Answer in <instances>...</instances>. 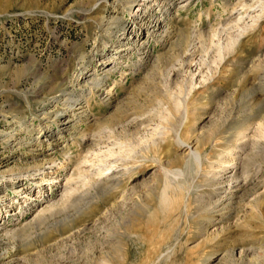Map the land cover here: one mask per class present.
I'll return each mask as SVG.
<instances>
[{
	"label": "rangeland",
	"instance_id": "rangeland-1",
	"mask_svg": "<svg viewBox=\"0 0 264 264\" xmlns=\"http://www.w3.org/2000/svg\"><path fill=\"white\" fill-rule=\"evenodd\" d=\"M46 158L0 264H264V0H0V170Z\"/></svg>",
	"mask_w": 264,
	"mask_h": 264
},
{
	"label": "bare ground",
	"instance_id": "bare-ground-1",
	"mask_svg": "<svg viewBox=\"0 0 264 264\" xmlns=\"http://www.w3.org/2000/svg\"><path fill=\"white\" fill-rule=\"evenodd\" d=\"M187 1V0H186ZM180 6H181V3H180ZM248 6V5H247ZM163 8H165L166 10V7L163 6ZM247 8V7H246ZM251 8V6H250ZM164 10V11H165ZM115 19V18H113ZM115 24V23H114ZM231 43V41H230ZM229 43V44H230ZM232 44V43H231ZM188 51V50H187ZM191 51V50H190ZM187 53V52H186ZM177 63V62H176ZM96 79L97 78H94V83L97 84L96 82ZM178 105V104H177ZM179 106V105H178ZM74 111V110H73ZM82 111V110H81ZM69 120H66L64 122V124H67ZM65 127V126H64ZM65 129V128H64ZM40 143H42V141H38ZM110 152V150H108ZM108 154V153H106ZM64 156V155H63ZM65 159V158H64ZM67 159V158H66ZM70 160V159H69ZM68 160V161H69ZM39 161V160H38ZM80 162L78 163L77 165V170L79 169V166H80ZM233 165V164H232ZM65 168V164L63 163H57L55 164V161L52 159V158H46V159H43L42 161L38 162V163H34V165H31V166H27L26 168H23V169H13V170H7L6 169H2L0 170V178H2V181L3 182H6V183H11L10 185H14L16 184V187L15 191H18L20 189V185H21V181L26 177H29V176H32V179H34V181L36 182L37 185H50L54 182H56V177L53 176V174H55V172L57 171V169H64ZM101 174V173H100ZM113 176V175H112ZM226 176V175H225ZM36 177V178H35ZM232 179V176L228 179V181L230 182ZM15 180V181H14ZM233 181V180H232ZM2 182V183H3ZM20 182V184H19ZM67 182V181H66ZM65 182V183H66ZM70 183V182H69ZM220 183V182H219ZM227 183V182H225ZM5 185V184H4ZM65 185V184H64ZM64 187V190L68 193V188L69 185H65L63 186ZM228 191L226 192V194L224 195H231L232 192L230 191V188L228 187L227 189ZM65 192V193H66ZM30 195V194H29ZM33 196L34 199H43L44 198V192L42 191V189L35 193V195H31ZM30 199H32V197H30ZM230 200V199H229ZM24 203L28 202V198H25L23 200Z\"/></svg>",
	"mask_w": 264,
	"mask_h": 264
}]
</instances>
